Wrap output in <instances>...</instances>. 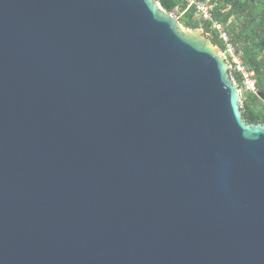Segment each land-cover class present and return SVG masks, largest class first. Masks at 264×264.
I'll return each mask as SVG.
<instances>
[{
  "label": "water",
  "instance_id": "1",
  "mask_svg": "<svg viewBox=\"0 0 264 264\" xmlns=\"http://www.w3.org/2000/svg\"><path fill=\"white\" fill-rule=\"evenodd\" d=\"M155 0H0V264H264V125Z\"/></svg>",
  "mask_w": 264,
  "mask_h": 264
},
{
  "label": "trees",
  "instance_id": "2",
  "mask_svg": "<svg viewBox=\"0 0 264 264\" xmlns=\"http://www.w3.org/2000/svg\"><path fill=\"white\" fill-rule=\"evenodd\" d=\"M155 1L167 13L176 15L183 27L191 30L202 28L224 52L225 43L213 27L214 22L222 26L236 52L242 53L243 64L255 73L259 89L258 96L244 94L242 117L250 124L264 125V0H210L213 5L210 21L200 18L196 8L184 0ZM231 75L240 85L241 77L235 69L231 70Z\"/></svg>",
  "mask_w": 264,
  "mask_h": 264
},
{
  "label": "built area",
  "instance_id": "3",
  "mask_svg": "<svg viewBox=\"0 0 264 264\" xmlns=\"http://www.w3.org/2000/svg\"><path fill=\"white\" fill-rule=\"evenodd\" d=\"M189 6H193L197 10V15L205 21L212 20V10L213 5L210 0L204 2L201 0H184ZM214 29L219 31L220 38L225 43V51L224 54L229 64L231 65V70L235 69V71L241 77V84L239 85V90L241 94H252L259 95V89L257 85V80L255 73L249 70L244 64L242 60V53H237L235 48L231 45L230 39L226 32H224L222 26L214 22Z\"/></svg>",
  "mask_w": 264,
  "mask_h": 264
},
{
  "label": "rangeland",
  "instance_id": "4",
  "mask_svg": "<svg viewBox=\"0 0 264 264\" xmlns=\"http://www.w3.org/2000/svg\"><path fill=\"white\" fill-rule=\"evenodd\" d=\"M176 18H177V16L176 15H174ZM178 19V18H177ZM201 30H203L202 28H200ZM244 98H245V95L244 94H242V98H241V103L243 102V100H244Z\"/></svg>",
  "mask_w": 264,
  "mask_h": 264
}]
</instances>
